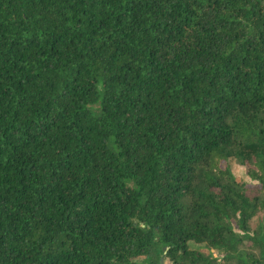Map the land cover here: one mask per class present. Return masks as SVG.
<instances>
[{
	"label": "trees",
	"instance_id": "obj_1",
	"mask_svg": "<svg viewBox=\"0 0 264 264\" xmlns=\"http://www.w3.org/2000/svg\"><path fill=\"white\" fill-rule=\"evenodd\" d=\"M163 255L264 264V0H0V264Z\"/></svg>",
	"mask_w": 264,
	"mask_h": 264
},
{
	"label": "rangeland",
	"instance_id": "obj_2",
	"mask_svg": "<svg viewBox=\"0 0 264 264\" xmlns=\"http://www.w3.org/2000/svg\"><path fill=\"white\" fill-rule=\"evenodd\" d=\"M230 169L238 181H241V182L247 184V186L251 190L249 192L251 195L256 194L255 193L256 191H254V189H253L255 186V183L251 180V178L248 175V167L241 165L236 159H231L230 160ZM161 259H163V261H164L162 264H171L168 259L164 258V255L161 257Z\"/></svg>",
	"mask_w": 264,
	"mask_h": 264
},
{
	"label": "water",
	"instance_id": "obj_3",
	"mask_svg": "<svg viewBox=\"0 0 264 264\" xmlns=\"http://www.w3.org/2000/svg\"><path fill=\"white\" fill-rule=\"evenodd\" d=\"M164 261H163V259L161 260V264L163 263Z\"/></svg>",
	"mask_w": 264,
	"mask_h": 264
}]
</instances>
